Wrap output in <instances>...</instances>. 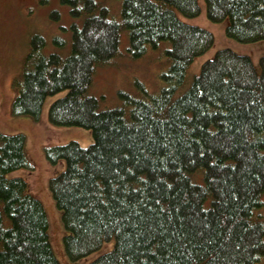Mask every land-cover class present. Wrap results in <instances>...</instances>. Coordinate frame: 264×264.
Returning <instances> with one entry per match:
<instances>
[{
  "label": "trees",
  "instance_id": "obj_1",
  "mask_svg": "<svg viewBox=\"0 0 264 264\" xmlns=\"http://www.w3.org/2000/svg\"><path fill=\"white\" fill-rule=\"evenodd\" d=\"M118 1L112 15L104 1L61 0L75 18L67 53L45 52L41 33L30 37L12 111L38 118L46 98L64 91L50 121L90 128L93 139L46 149L51 161H66L50 180L62 259L43 201L23 177L8 176L29 164L25 135L0 131V264H73L109 240L113 247L87 264H261L264 54L257 67L249 54L219 49L178 94L192 61L214 43L212 31L179 16L198 14L199 0ZM205 1L210 19H229L228 35L264 39V0ZM123 31L134 58L169 42L164 85L121 91L120 104L102 108L90 87L97 68L121 55Z\"/></svg>",
  "mask_w": 264,
  "mask_h": 264
},
{
  "label": "rangeland",
  "instance_id": "obj_2",
  "mask_svg": "<svg viewBox=\"0 0 264 264\" xmlns=\"http://www.w3.org/2000/svg\"><path fill=\"white\" fill-rule=\"evenodd\" d=\"M110 5L112 15L119 14L118 0H100ZM200 12L196 15H185L179 12L181 19L188 23L200 25L214 34V43L205 52L192 61L184 83L178 88L182 93L197 75L202 64L213 57L217 50L230 47L239 53L249 54L257 67L259 58L264 54V39L252 42L240 41L226 33L229 19L214 21L207 15L206 1L199 0ZM61 11L60 19H53L51 12ZM75 20L69 12V6L61 0H0V131L5 134L23 133L25 135L26 156L29 164L9 172L8 176H21L28 184V189L40 198L50 219L49 231L52 242L60 258H64L63 238L65 233L61 219V209L55 203L51 193L50 180L66 164L64 158L51 161L46 149L54 145L77 140L82 146H88L93 139L92 130L83 126L57 125L49 119L51 102L61 96L64 91L49 95L44 101L41 115L36 118L30 114H16L12 111L15 97L14 79L19 76L24 58L29 50L32 34L41 33L47 39L45 52L60 51L67 53L70 46V25ZM80 21V20H79ZM66 26L68 29H65ZM63 36L65 46L56 44L53 38ZM170 44L160 42L157 48H150L139 57L129 53V39L126 31L122 32L121 55L111 65L99 66L90 87L92 94L100 99V107H112L121 103L120 92L137 94L140 86L156 92L164 85L163 74L169 63L166 49ZM264 200V197H263ZM264 215V204L259 210ZM114 240L104 242L95 251L73 261V264H87L100 254L109 251ZM64 250V249H63ZM61 252V253H60ZM264 264V259L261 261Z\"/></svg>",
  "mask_w": 264,
  "mask_h": 264
}]
</instances>
